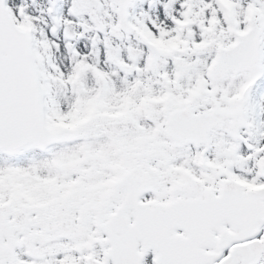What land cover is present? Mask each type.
<instances>
[{
    "label": "snow or ice",
    "instance_id": "obj_1",
    "mask_svg": "<svg viewBox=\"0 0 264 264\" xmlns=\"http://www.w3.org/2000/svg\"><path fill=\"white\" fill-rule=\"evenodd\" d=\"M0 264H264V0H0Z\"/></svg>",
    "mask_w": 264,
    "mask_h": 264
}]
</instances>
